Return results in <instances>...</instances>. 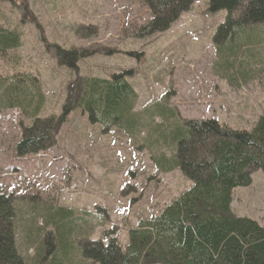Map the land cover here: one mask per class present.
<instances>
[{
  "label": "rangeland",
  "instance_id": "1",
  "mask_svg": "<svg viewBox=\"0 0 264 264\" xmlns=\"http://www.w3.org/2000/svg\"><path fill=\"white\" fill-rule=\"evenodd\" d=\"M26 4L0 0L1 26L21 35V45L8 51L9 60L0 57V76L10 79L28 72L37 78L46 98L39 114L43 118L61 114L71 83L82 77L111 79L123 72L138 94L136 114L166 94L181 121L215 120L231 129L251 130L264 114V25L248 33L242 44L244 75L237 74L233 84V74L224 76L215 41L227 12L212 11L210 0H194L169 29L153 34L143 31L151 14L141 0ZM51 45L77 51L76 68L62 64ZM151 120L153 130L167 123L159 115ZM31 122L19 106H0V185L15 195L16 245L26 264H41L50 250L62 249L50 222L60 210L74 217L94 213L63 240L70 251L64 264H96L84 257V242L107 243L113 237L124 248L131 228L158 215L192 186L180 168L166 172L160 167L162 155L171 160L174 150L156 138V130L140 128L133 135L116 126L106 130L76 109L53 146L18 157L15 145L22 125ZM252 179L250 186L233 190L231 208L236 216L264 226L263 172L256 170Z\"/></svg>",
  "mask_w": 264,
  "mask_h": 264
},
{
  "label": "trees",
  "instance_id": "2",
  "mask_svg": "<svg viewBox=\"0 0 264 264\" xmlns=\"http://www.w3.org/2000/svg\"><path fill=\"white\" fill-rule=\"evenodd\" d=\"M149 9L146 34L169 29L194 0H141ZM27 8L26 0H21ZM210 9L226 10L227 15L216 31L215 41L221 51L224 76L233 74V84L240 73L242 44L248 33L264 25V0H210ZM21 45L17 30L0 24V57L9 60L8 51ZM56 48L59 61L76 68L77 51ZM47 46L48 48H52ZM242 48V49H241ZM246 48V47H245ZM217 49V50H218ZM123 72L111 79L82 77L71 83L59 116L41 117L46 98L41 84L31 73H14L10 79L0 76V106L17 107L32 120L22 125V136L15 145L18 157L35 155L56 142V135L76 109L88 114L92 124L106 130L118 127L129 135L139 129H152V115L167 121L154 127L156 138L170 144L174 157L159 163L164 171L180 168L192 186L150 218L141 219L128 233L123 248L116 238L84 242V257L96 264H264V226L249 217L236 216L231 208L233 190L253 183L252 174H264V114L251 130H235L215 120L181 121L168 106V94L147 106L143 114L133 113L138 94ZM245 78V76H243ZM247 78V77H246ZM36 83V85H35ZM153 130V131H154ZM133 133V134H132ZM154 137V132H149ZM14 192L0 185V264H26L16 245ZM52 215L62 249L49 251L41 264H64L70 251L63 236L86 222L94 213L74 217L60 210Z\"/></svg>",
  "mask_w": 264,
  "mask_h": 264
}]
</instances>
